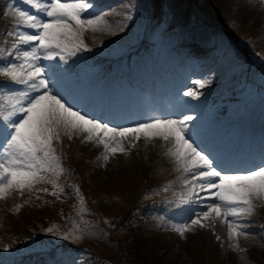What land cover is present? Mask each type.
Returning a JSON list of instances; mask_svg holds the SVG:
<instances>
[{
  "label": "snow or ice",
  "instance_id": "6c2138e0",
  "mask_svg": "<svg viewBox=\"0 0 264 264\" xmlns=\"http://www.w3.org/2000/svg\"><path fill=\"white\" fill-rule=\"evenodd\" d=\"M24 3L38 14L9 5L11 12L5 14L13 17L12 29L6 33L12 38L11 49L0 51L10 57V62L0 66V75L21 86L19 90L0 86V199L14 192H31L42 183L51 184L53 191L48 193L47 188L40 191L60 198L63 187L44 174L51 172L59 177L64 171L53 147V141H59L62 132L69 138L73 132L86 133L85 141L103 146L101 159L105 163L117 153L127 154L119 138L131 134L139 140L143 134L148 140L171 142L166 155L182 170L180 179L186 186L181 203L199 209L193 211L190 222L175 231L183 235L193 226L208 227L203 221L221 219L227 223L229 240L247 237L250 233L243 225V217L255 212L254 201H264V158L244 171L223 172L189 135L186 122L194 119L190 115L183 119L156 118L133 127H112L90 116L70 103L56 87L59 65L45 66L40 61L59 57L67 63L78 52L90 51L83 38L85 31L101 30L108 21L103 15L90 12L95 7L91 0H24ZM126 19L131 20L132 16ZM193 83L204 86L200 80ZM183 95L197 97L192 90ZM75 191L79 196V189ZM19 207L16 206L17 210ZM63 239H68V235ZM230 246L244 251L237 243Z\"/></svg>",
  "mask_w": 264,
  "mask_h": 264
},
{
  "label": "rangeland",
  "instance_id": "374dc122",
  "mask_svg": "<svg viewBox=\"0 0 264 264\" xmlns=\"http://www.w3.org/2000/svg\"><path fill=\"white\" fill-rule=\"evenodd\" d=\"M7 12H11L9 5H14L15 7H19L22 10H26L32 12L33 14H38L32 9L29 5L24 3V0H5ZM123 3V8L121 11L124 14L140 17V15L149 14L147 18L144 19L143 24L147 26L145 33L141 35L145 38H158L162 40L165 34L168 32H179L182 26L185 24L187 20L186 12L180 7L182 4L176 0H149L147 4H144L146 0H143L142 3L136 2V0H121ZM209 1V0H205ZM253 0H220L222 5H218V15L219 21L213 22L211 20L209 26L207 28H203L202 31L207 34L209 37L214 40H219L220 35H216L210 33L211 28H215L217 31L221 32L223 36L227 38L225 34V30L229 29L234 32L235 27L237 28H252V34L254 40L260 42L264 39V19H263V10H264V0H260L261 2L253 3ZM113 1H111L112 3ZM137 6H141L142 11H138L135 14L133 11ZM154 8H157L163 16L168 17L164 23L165 27L160 28L159 24L163 22L157 21L154 19V25L150 23L148 26L147 22H151L153 20L154 14L152 11ZM9 18L13 21V17L8 15ZM161 17V18H162ZM116 18L112 21L118 22ZM170 20V21H169ZM115 24V23H113ZM138 24V23H137ZM134 25V19H122L119 23V28H123V31H128L131 26ZM140 27V25L138 24ZM167 29V31H164ZM24 31H30L28 29H22ZM103 30L104 27L101 26V30L85 31V37L95 46H99L100 41L103 40ZM229 40H227V43ZM230 43V42H229ZM166 44L162 43L159 48L147 49L143 58H137L136 60L145 61L148 59L149 61H154V63L158 67H163L160 64V52L161 56L164 58L166 53L164 49L166 48ZM11 49V46H10ZM224 49V48H223ZM151 54V55H150ZM159 58V59H157ZM135 59L132 61L134 63ZM241 60H237L231 65L229 62H225L220 70L224 72L219 73V76L224 78V85L229 79V71L234 65L239 66L242 63ZM40 63L42 65H59V68L56 71L55 80L56 86L59 87L64 92L65 98L76 99L78 93H81L79 99L84 100L88 99V101H92V98L88 94H83L85 89L90 90L95 82H99V85L103 88L109 90L107 83L112 79L113 74L108 76L99 78L97 73H94L89 78L85 79L84 83L80 84L75 78L67 77L66 74L71 72L74 66L71 63H64L56 58L54 61L41 60ZM134 66H137L136 63ZM118 65L117 62L114 64V70H117ZM228 77L225 79V75ZM95 77H98L99 80H94ZM212 88L204 87L201 88L200 91L204 94L198 98L189 97L187 100H183L182 105L191 106V112L187 114L194 117L192 123H188V126H193L188 128L189 135L193 132L195 136H199L200 133H208L214 127L213 116L210 113L205 111V106L208 102H210V96H226V92H220L223 87L215 86L216 83L212 85V82H208ZM110 84V83H109ZM14 86H19L15 85ZM134 84L129 85V89L134 87ZM136 85V84H135ZM21 87V86H19ZM187 89L198 91L195 86H188ZM19 90V89H16ZM214 91V92H213ZM198 93V92H197ZM176 98V97H175ZM182 97H178L176 99H181ZM180 102V101H179ZM178 102V103H179ZM176 105V104H175ZM173 106V109L175 108ZM86 109H89V106H85ZM254 108V107H251ZM244 112H249L247 109H244ZM257 114L264 115V110L262 108L257 107L255 113H252V117H255ZM175 119V118H174ZM209 119V122L206 124L199 123L200 121ZM143 122H135L144 123ZM126 126V125H124ZM197 129V130H196ZM192 131V132H191ZM84 133H80L82 135ZM123 147L127 150V154L117 153L115 156H110L107 165L105 168L98 167L99 162H97L98 166L94 165V162L91 161L92 167L87 170L85 178L89 182L90 189L93 192H96L99 198L95 202V208L100 211L110 215L116 212L119 215V219L122 217L123 212L115 211V205H119L123 209V205L126 203L124 200V196L121 194L125 189L128 191L132 190V184H137L138 187L147 182L148 176L156 170L155 176L153 180L159 179L163 177V175L167 174L168 171H172L170 175L172 177V185L174 188L179 190V199L176 200L175 206L172 209L171 221H166L161 232L151 231L147 240L144 239V245L139 250L137 247V251L145 252L143 257L141 258V264H151L153 261L155 264H264V240L259 246H252L250 248L244 247V251H239L232 248L230 243H237L239 245V241L229 240L228 235L224 238V232L226 229V225L222 226L219 224H208L209 221H203L208 224V227L201 228L199 226H193L191 230L184 232L181 235L179 232L175 231V228L184 224L185 222H190V218L192 217L189 212L185 211L189 210L188 204H182L181 199L183 198L184 193L186 192V186L182 183L180 177L182 174V170H178L173 158L166 155V152L169 148L172 147L170 141H163L161 139H146L143 134H141L140 139L136 140L132 135L128 137L119 138ZM144 141V142H142ZM91 145L96 147L103 148L102 145L94 142L88 141ZM77 148H85L89 155L91 156L94 152L92 148H89L87 145H83L77 143ZM103 150H101V155L103 154ZM103 161V160H101ZM75 167L82 173L84 169V164L80 161L75 163ZM83 168V169H82ZM131 185V186H130ZM255 212L250 215L255 219L259 220V225L264 229V201L257 200L254 201ZM0 214L5 208L4 203L0 204ZM1 216V215H0ZM189 217V218H184ZM14 218V225L17 228V224H19L18 218ZM260 230V229H259ZM260 232V231H258ZM217 236L220 238L217 239ZM264 237V236H263ZM98 250H105V246L102 243H99ZM126 242L122 241L121 245L118 247L117 244L113 243L111 248L119 250L118 248H125ZM243 245V244H242ZM241 246V245H240ZM242 249V247H240ZM141 254V253H140ZM153 255V257H152Z\"/></svg>",
  "mask_w": 264,
  "mask_h": 264
},
{
  "label": "trees",
  "instance_id": "16d2710c",
  "mask_svg": "<svg viewBox=\"0 0 264 264\" xmlns=\"http://www.w3.org/2000/svg\"><path fill=\"white\" fill-rule=\"evenodd\" d=\"M217 4L218 1L212 0L201 6L193 5L196 19L205 21L208 11H215ZM3 6L4 2L0 0V8ZM2 27L3 25L0 23V31ZM247 30L246 35H243L245 31H240L236 38L243 41L248 50L254 52L253 54L264 50L262 43L250 44V29L247 28ZM141 49L142 46H138V50ZM77 55L80 59L90 62L98 59L86 51L78 52ZM238 82H244L242 77L238 79ZM77 146L71 137L70 142L54 147L55 155L59 157L64 171L59 177L51 172L44 174L48 180H55L63 187L64 191L59 193L60 198L57 199L56 196L48 194L53 191L52 185L48 183L36 185L31 192L25 191L23 194L16 192L5 204L7 208L4 216L0 219V228L2 231L6 230L4 234L6 236L9 234L8 237L11 238L19 235L21 238L25 236L26 232H17L12 229L15 223L11 214L17 212L20 224L26 225V229L49 233L52 240L63 244L61 248H57L53 252H55L56 258L62 259L65 264H141V258L145 252L140 251V254L137 247L140 246V250L145 243L144 239H148L151 231H156L151 225L153 217L150 216L149 211L159 205V202L154 199L156 189L152 187L140 189L136 183L132 184L131 191L125 189L121 193L126 202L123 209L118 204L114 207L115 211L123 212L125 210L120 219L116 212L108 215L97 208H94L96 215L88 216L83 213V209L87 207L86 200L91 196H96L97 193L90 189L91 186L85 175L87 170L92 167L91 161L95 158L90 156L85 148L79 149ZM77 161L84 164L79 178L70 169L75 167ZM75 169L77 170L76 167ZM155 173L156 170L148 176L149 182H153ZM41 188H47L48 193L40 191ZM76 188L79 189V196L75 191ZM80 197L83 198V203H80ZM17 205H21L18 210ZM55 215H58L59 218L53 219ZM83 218L88 220L84 222ZM50 228L52 231H48ZM65 235H68V239H63ZM98 241L106 247L105 250H98L97 247L100 245ZM122 241L126 242L125 248H118L119 250L111 248L113 243L119 247ZM29 247L30 240L16 242L10 246L9 251ZM151 264L155 263L151 261Z\"/></svg>",
  "mask_w": 264,
  "mask_h": 264
},
{
  "label": "bare ground",
  "instance_id": "6f19581e",
  "mask_svg": "<svg viewBox=\"0 0 264 264\" xmlns=\"http://www.w3.org/2000/svg\"><path fill=\"white\" fill-rule=\"evenodd\" d=\"M122 8H123V5L120 4V0H113L112 3L109 2V1H106L103 6L102 5H96L94 7V9L90 10V12L93 13V14H101V15H103L104 19L109 22V21H111L113 19L120 18V17L124 16V13L121 11ZM140 8L142 9L141 6H137V11H142V10H140ZM154 14L159 16V20L161 19L160 21L163 20L161 25H165L166 24V23H164V21L168 17H166V16L162 17L163 13H161L157 8L154 9ZM198 43L201 45L200 39H198ZM211 50H213V47H211ZM211 54H213L212 51H211ZM170 56L174 57V55L171 52H170ZM214 59L215 58L212 57V55H207V58H206L207 63H209V62L211 63L209 68H214L215 65L217 64V62ZM174 61H175V57H174ZM174 67H177V66H174ZM201 75H202V71H198L196 73H193L191 78H193V79L194 78H198V77H201ZM178 113L182 114V110L178 111ZM118 125H120V124H113L112 126H118ZM142 142H144V141H142ZM202 195H203V193H202ZM243 218L245 220H251L252 217L244 216ZM214 222H215V224H219V225H222V226L226 225V228H227V223L222 222L221 219H216ZM245 228L248 231L256 232V227L255 226H248V227H245Z\"/></svg>",
  "mask_w": 264,
  "mask_h": 264
}]
</instances>
